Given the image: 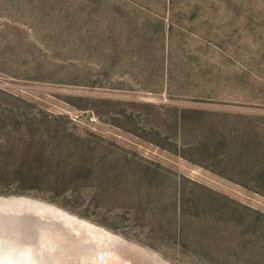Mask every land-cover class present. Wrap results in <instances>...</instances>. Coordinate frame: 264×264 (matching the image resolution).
<instances>
[{"label": "rangeland", "instance_id": "rangeland-1", "mask_svg": "<svg viewBox=\"0 0 264 264\" xmlns=\"http://www.w3.org/2000/svg\"><path fill=\"white\" fill-rule=\"evenodd\" d=\"M54 134L84 140L63 157L82 156L98 176L73 191L0 195L44 200L105 229L118 238L111 250L136 264H158L154 255L264 264V217L242 247L197 222L185 240L165 220L164 197L180 181L185 192L204 186L264 214V195L229 178L264 171V0H0V159ZM152 163L171 171L154 187L139 178ZM110 181L129 183V194ZM234 208L221 212L239 217ZM238 221L229 230L241 232Z\"/></svg>", "mask_w": 264, "mask_h": 264}, {"label": "trees", "instance_id": "trees-1", "mask_svg": "<svg viewBox=\"0 0 264 264\" xmlns=\"http://www.w3.org/2000/svg\"><path fill=\"white\" fill-rule=\"evenodd\" d=\"M50 137L52 138L49 139ZM49 138L46 136L40 137L39 135L33 136L30 139L32 142L31 144L27 141H20L18 142V146L9 149L10 152H8L6 158L0 159V192L13 191L15 193H20L26 190L44 189L61 193L70 190L73 191L78 188L79 185H82L84 181L94 178L93 176H98L99 168L96 169L90 167L82 156H78V158L65 157L66 159L63 157V154L70 153V141L73 142L75 147H79V152H81L86 148L84 140L77 136H66L62 134H54L53 136H49ZM208 138L209 137H207V139ZM51 143L57 144L58 148H55V146L51 147ZM206 144L207 142H200V145L196 146V149L201 155H206L207 152L211 151V148ZM19 148H22L26 152V155L22 158H18ZM54 152L59 153V159L55 158L53 154ZM178 153L182 154L186 159L192 162L210 168V166L201 164L200 161L187 155L185 150H183V152L178 151ZM213 153L214 151L212 154ZM212 154L210 153L208 155L211 156ZM152 164L153 167L148 166L147 171L142 173L141 177H139L142 181L146 180L147 183L150 182L149 184L151 186L154 185L153 180L159 181L158 178L165 176L160 170H164L165 173L171 172L169 169H165L157 164L154 165V163ZM253 166L254 165L248 168L250 169L248 172L245 171L246 174L237 176V178H229L246 186V188L256 190L264 195V171ZM232 167L234 168V166ZM105 169L107 172L112 170L109 167H106ZM212 169L215 172L221 173L215 168ZM182 178L183 176L179 175V180H182ZM110 182L113 184L114 188L118 186L122 189L123 193L121 192L120 194H129V183L122 186V183L115 184L112 181ZM175 184L173 194H165L164 196L170 201L169 205L167 204L169 217H164H167V219H165L167 224H172L174 230H177L176 234L182 236L185 240L187 232L186 228L197 222L198 228L201 229V231H207L208 233L212 230L214 231L218 229L217 233L223 235L225 241H230V246L242 247L247 244L246 232L250 229L248 228L250 222H254L257 219L264 217V214H261L259 211L250 209L244 203H239L236 200L231 199L229 196L214 191L213 189L203 186L201 187L202 191L192 190L185 192L184 188H181L180 181H175ZM145 187L146 186L143 185L139 188L137 193L143 196ZM121 189H119V191H121ZM159 199L161 200V198ZM227 204L237 208L234 209L239 211V217H236L235 213L232 214V212L231 216H227V213L225 215L222 214L221 206ZM238 207H240V209H238ZM217 212L220 213V215L214 219L210 213L215 214ZM238 220L244 221L242 223L244 229L241 230V232L237 230H229L228 225H226L228 224V221L234 222L235 224ZM220 221L223 223V228ZM187 241L195 244L191 238H187ZM203 247V245L198 246L196 251H200Z\"/></svg>", "mask_w": 264, "mask_h": 264}, {"label": "bare ground", "instance_id": "bare-ground-1", "mask_svg": "<svg viewBox=\"0 0 264 264\" xmlns=\"http://www.w3.org/2000/svg\"><path fill=\"white\" fill-rule=\"evenodd\" d=\"M116 240L53 206L26 199L0 205V264H136L111 250Z\"/></svg>", "mask_w": 264, "mask_h": 264}, {"label": "water", "instance_id": "water-1", "mask_svg": "<svg viewBox=\"0 0 264 264\" xmlns=\"http://www.w3.org/2000/svg\"><path fill=\"white\" fill-rule=\"evenodd\" d=\"M21 199H26V200H29V202H37L39 204H44V205H49V206H53L57 209H59L60 211L62 212H65L66 214L68 215H71L73 216L72 214H70L69 212L63 210V209H60L58 206L56 205H53V204H50V203H47V202H44V200H39V199H36V198H32V197H29L28 195H13V194H9V195H0V205H7V204H12V203H16L18 202L19 200ZM79 220V219H78ZM107 232V231H106Z\"/></svg>", "mask_w": 264, "mask_h": 264}]
</instances>
